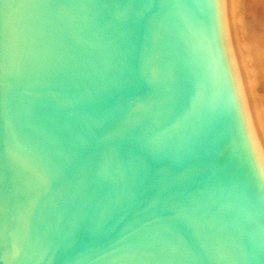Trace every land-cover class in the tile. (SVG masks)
Listing matches in <instances>:
<instances>
[{
  "label": "water",
  "instance_id": "water-1",
  "mask_svg": "<svg viewBox=\"0 0 264 264\" xmlns=\"http://www.w3.org/2000/svg\"><path fill=\"white\" fill-rule=\"evenodd\" d=\"M0 264H264L225 0H0Z\"/></svg>",
  "mask_w": 264,
  "mask_h": 264
},
{
  "label": "bare ground",
  "instance_id": "bare-ground-1",
  "mask_svg": "<svg viewBox=\"0 0 264 264\" xmlns=\"http://www.w3.org/2000/svg\"><path fill=\"white\" fill-rule=\"evenodd\" d=\"M225 5L243 98L264 154V0H225Z\"/></svg>",
  "mask_w": 264,
  "mask_h": 264
}]
</instances>
